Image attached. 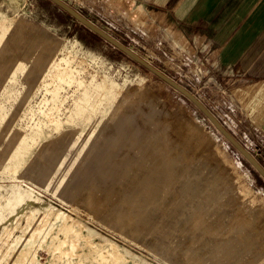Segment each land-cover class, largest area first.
I'll list each match as a JSON object with an SVG mask.
<instances>
[{
    "label": "rangeland",
    "instance_id": "rangeland-1",
    "mask_svg": "<svg viewBox=\"0 0 264 264\" xmlns=\"http://www.w3.org/2000/svg\"><path fill=\"white\" fill-rule=\"evenodd\" d=\"M62 1L264 168V139L196 63L96 0ZM14 32L19 55L0 45V264H264V181L187 98L50 0H0V36Z\"/></svg>",
    "mask_w": 264,
    "mask_h": 264
},
{
    "label": "crops",
    "instance_id": "crops-1",
    "mask_svg": "<svg viewBox=\"0 0 264 264\" xmlns=\"http://www.w3.org/2000/svg\"><path fill=\"white\" fill-rule=\"evenodd\" d=\"M95 5L97 13L98 5L124 13L131 33L138 35L143 25L180 62L196 63L204 83H216L215 92L231 108L229 117L237 116L240 127L264 139V0H96ZM230 78L233 84L224 87L222 80Z\"/></svg>",
    "mask_w": 264,
    "mask_h": 264
},
{
    "label": "water",
    "instance_id": "water-1",
    "mask_svg": "<svg viewBox=\"0 0 264 264\" xmlns=\"http://www.w3.org/2000/svg\"><path fill=\"white\" fill-rule=\"evenodd\" d=\"M54 5L56 4L59 8H61L66 14L72 16L76 21H78L81 25H83L86 29H90L94 32L98 37L102 40H105L109 44H112L118 51L120 50L124 53L128 58L132 59L134 62L136 61L140 65H142L145 69H147L150 73L155 74L159 79H161L165 84H168L172 89H175L182 96L187 98L191 104H193L198 111H200L203 116L211 122L214 128L223 135L226 140L230 143L231 146L237 150L243 158L253 166L258 175L264 181V168L258 163L255 157L248 151L245 150L244 147L234 138L233 135H230L223 125L219 122L218 119L214 118V116L209 112V110L202 104L200 101L194 97V95L184 87H181L175 81H173L169 76L162 74L158 71L154 66L148 64L144 59L139 57L135 52L133 53L130 49H128L125 45L116 41L113 37H111L106 31L101 28H98L95 24H93L90 20L83 17L80 13H78L74 8L63 2L62 0H50Z\"/></svg>",
    "mask_w": 264,
    "mask_h": 264
},
{
    "label": "bare ground",
    "instance_id": "bare-ground-1",
    "mask_svg": "<svg viewBox=\"0 0 264 264\" xmlns=\"http://www.w3.org/2000/svg\"><path fill=\"white\" fill-rule=\"evenodd\" d=\"M16 40H17V36H16V32H14V34H10V35H8V36H5V33H3V35H1L0 36V45H1V43L3 44L2 46L4 47V48H6V52H7V55H6V57H5V61L6 60H9V58H11L12 57V53H13V56H17V55H19V52L18 51H15V44H16ZM3 73H4V71L3 70H1V72H0V77L3 75ZM34 173V172H33ZM36 178H37V180H39L40 181V183H43V180H41L39 177V175H38V173L36 172ZM33 178V177H32ZM34 179V178H33ZM34 180H36V179H34ZM40 185V184H39ZM86 192V191H85ZM59 212H60V210L59 209H57ZM185 225V224H184ZM185 229V227H183V228H177L176 230H178L179 232H181L182 230H184ZM185 231V230H184ZM73 244L71 245V248H73ZM180 250V246L179 245H175V247H174V252L175 251H179Z\"/></svg>",
    "mask_w": 264,
    "mask_h": 264
},
{
    "label": "trees",
    "instance_id": "trees-1",
    "mask_svg": "<svg viewBox=\"0 0 264 264\" xmlns=\"http://www.w3.org/2000/svg\"><path fill=\"white\" fill-rule=\"evenodd\" d=\"M94 33V32H93ZM95 34V33H94ZM96 35V34H95ZM100 38V37H99ZM101 39V38H100Z\"/></svg>",
    "mask_w": 264,
    "mask_h": 264
}]
</instances>
